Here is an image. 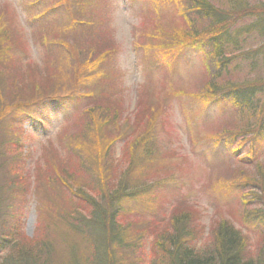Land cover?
<instances>
[{
    "label": "rangeland",
    "instance_id": "rangeland-1",
    "mask_svg": "<svg viewBox=\"0 0 264 264\" xmlns=\"http://www.w3.org/2000/svg\"><path fill=\"white\" fill-rule=\"evenodd\" d=\"M254 2L250 0V3ZM89 5L98 20L105 18L102 24H107L110 29L107 41L114 49L111 57L117 69L115 76L121 77L120 96L124 101L122 124H125L126 131H122V136L128 138L134 129L136 133L139 129L134 117L142 84L146 88V96L156 100L158 104L155 106L160 107L157 113L149 111L150 138L154 135L152 143L156 147V160L153 161L149 154L139 155L144 156V163L134 175L137 179L146 176L143 188L151 192V195L142 190L137 193L139 207L134 205V195L126 196L125 193L127 189L129 192L137 189L135 180H119L127 164L124 141L118 140L113 144L111 154L104 160V174L111 172V159L117 166L115 182L122 191L120 199L126 220L139 219L133 218L138 211L142 213L141 217L147 218L159 206H164L170 213L175 205L185 200L188 207L199 213L197 226L203 238L197 246L204 248L220 222L229 221L232 226L242 229L243 234L253 238L250 246L257 253L263 238L264 218L255 215L247 221L245 216H251L258 209L257 203L249 206L247 202L253 193L263 195L264 186L235 182H249L260 177L259 169L264 172V117L261 125L253 128L255 118L249 114L240 120L233 98L220 95L217 100H210V96L202 97L206 90L205 82L210 76L209 46L187 45L165 54L154 45L147 44L152 43L146 39L147 33L158 19L171 25H181L174 0H0V6L4 7L7 16L14 19L18 35L22 36V44H11L13 57L22 58L25 64L41 66L54 58L56 83H63L62 89L57 91L59 97L44 98L36 104L14 108L0 121L1 129L7 131L8 121L14 120L21 146L26 152V156L20 155L25 168L19 181L20 192H15L10 198L7 194L10 183L4 175L6 145L0 144V192L3 194L0 199V262L11 252L9 243L6 249L1 250L8 235L9 239L14 236L24 240L50 236L56 253L54 264H82V257L77 255L78 247L90 255L97 243L95 238L82 240L78 237L76 241L65 224L55 223L56 218H51L46 209L49 187L41 180L54 172L63 157H70L63 152L62 146L66 148L67 143L59 132L76 118L81 108L76 96L67 95V87H76L69 74L75 69L73 63L77 59L71 60L67 51L58 48L54 40L62 29L69 32L68 41L71 42L74 36L82 35L84 28L79 18L89 14L86 10ZM260 42L254 48L260 46ZM262 53L260 51L258 56H254L258 64L255 75L264 74ZM249 57L244 55L236 61V65L242 67L243 75L249 73V66L254 62ZM83 63L85 58L80 54L79 65ZM109 85V81L106 83L101 77L96 78L90 87L106 92ZM230 121L233 122L230 125L233 133L226 131L225 123ZM76 136L75 133L70 134L71 148L74 153H80L84 145L79 147L81 144L76 142ZM4 140L7 139L4 137ZM87 142L85 139L86 148ZM88 151L92 149L88 148ZM26 176L28 182H24ZM49 182L54 184L52 180ZM144 207L148 210H142ZM39 218L44 221L42 224ZM12 220L13 227L9 233L8 226ZM153 238L148 237L145 244L141 239L138 242V248L142 244L144 247L143 260L139 264H154Z\"/></svg>",
    "mask_w": 264,
    "mask_h": 264
},
{
    "label": "trees",
    "instance_id": "trees-1",
    "mask_svg": "<svg viewBox=\"0 0 264 264\" xmlns=\"http://www.w3.org/2000/svg\"><path fill=\"white\" fill-rule=\"evenodd\" d=\"M254 1L258 3H250V0H174L175 12L179 15L177 19L181 25H171L168 21L158 19L146 39L152 42L147 44L154 45L165 54L187 45L209 46L207 56L210 76L205 82L206 90L202 92V97L210 96V100H217L220 95L233 98L238 106L240 120L252 114L250 116L255 118L252 127L256 128L261 125L264 117V74H253L258 66L254 56H258L260 51L264 54V2ZM90 8L91 5L86 8L89 13L87 16L79 18L84 28L82 35L74 36L71 42L68 41L69 32L62 29L54 40L58 48L67 51L71 60L77 59L73 63L74 72L69 74L76 87H67V95L76 96L81 102V108L73 122L64 125L59 132L67 143L66 148L62 146L63 152L70 157H63L52 174L44 178L39 176L50 191L46 196L47 214L56 218V224H65L64 227L71 231L76 241L78 237L82 240H97L90 255L78 247L77 255L82 257V264H139L143 260V244L151 236L154 237V264H264V233L258 244L259 250L255 253L250 246L253 238L247 233L243 234L242 229L232 226L229 221L220 222L204 248L197 246L203 238L197 226L199 213L188 207L185 200L175 205L170 213H167L164 206H159L147 218L141 217L142 213L138 211L133 218L139 219L126 220L120 199L122 191L115 182L117 166L114 159H111V172L104 174V160L111 154L110 147L118 140H123L127 164L119 180H135L137 189L130 192L127 189L125 193L126 196L134 195V205L139 207L137 193L141 190L145 193L149 191L143 188L146 176L137 179L134 175L144 163V156L149 154L153 161L156 160V147L152 143L154 135L150 138V119L151 114L157 113L160 107L155 106L156 100L146 96V88L142 84L134 117L139 129L137 133L134 129L128 138L122 136V131H126L125 124H122L124 101L120 96L121 77L115 76L117 69L111 57L114 49L107 41L110 29L107 24H102L105 18L98 20ZM152 18L155 20V14ZM21 37L15 28L14 19L7 16L4 7L0 6V121L14 108L33 105L44 98L59 97L57 91L62 89L63 83H56L54 58L52 62L47 60L41 66L25 64L22 58L13 57L10 53L11 44H22ZM259 41H262L260 46L254 48ZM80 54L85 58V63L81 65ZM244 55L251 56L249 58L254 62L249 66V73L243 75V69L236 65V61ZM263 61L264 55L261 63ZM101 77L110 83L106 92L90 87L96 78ZM13 121L12 118L8 121L7 131L0 127V144L6 145L4 175L10 183L7 192L10 198L15 192H20L19 181L25 172L20 155L26 156ZM225 124L227 133H233L230 129L233 122ZM71 133L77 135L76 142L81 144L79 147L84 145L83 152L72 151ZM85 139L88 140L87 147L92 149L91 152L85 147ZM260 171L257 172L260 177L249 182L235 183L264 186V172ZM48 180L54 181V184ZM28 181L26 176L24 182ZM255 203L259 207L254 212L250 211L251 216H245L247 221L255 215L264 218V194L253 193L247 205ZM142 210H148V207ZM39 220L41 224L44 222L41 218ZM12 222L14 220L8 226L9 233L13 227ZM140 239L143 244L138 248ZM16 240L17 246L14 245ZM8 243L11 252L0 264H54L56 260L54 240L50 236L24 240L14 236L9 239L8 235L1 250L6 249Z\"/></svg>",
    "mask_w": 264,
    "mask_h": 264
}]
</instances>
